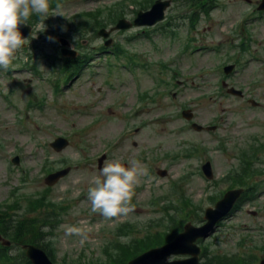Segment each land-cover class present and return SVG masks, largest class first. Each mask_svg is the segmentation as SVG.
Segmentation results:
<instances>
[{
	"label": "rangeland",
	"instance_id": "374dc122",
	"mask_svg": "<svg viewBox=\"0 0 264 264\" xmlns=\"http://www.w3.org/2000/svg\"><path fill=\"white\" fill-rule=\"evenodd\" d=\"M116 2L124 3V17L133 21L137 4L144 0L58 1L65 17L49 16L44 21L52 34L43 38L42 32L34 31L27 43L35 50H25L26 45L14 67L0 69V204H10L15 213L8 211V215L26 214L33 219L36 214L30 215L33 209L25 198L47 193L43 207L53 209L48 223L53 227L44 228L49 234L43 241L55 264L84 260L104 264L121 252L117 246L159 236L177 214L175 206H164L176 203L179 196V204L189 202L188 196L204 216L205 209L215 204L209 197L229 187L223 179L240 168L242 151L264 142V14L256 10L257 5L247 0H214L215 7L208 14L199 13L191 28L189 19L181 16L189 8L173 1L163 22L145 27L150 28L149 34L141 26L111 30L114 42L109 48L103 47L105 39L97 33H69L68 26L87 23L96 9L103 8L102 17H107L110 8L118 9ZM93 25L88 22L89 30ZM114 26L109 21L107 29ZM54 29H61L70 49L92 55L70 85L68 75L59 72L61 66H53L54 58L46 56L56 55L59 49ZM116 43L121 44V56L113 53ZM241 44L249 50L243 51ZM229 63L236 64V71L225 75L223 67ZM68 69H73L72 62ZM223 80L242 89L245 96L227 93ZM249 98L260 106L251 105ZM188 108L194 112L193 121L217 129H193L192 121L181 116ZM58 136L69 139L61 151L50 144ZM103 153H107L105 161L128 167L136 161L146 170L134 190V211L127 217L106 220L91 211L88 189L104 179L105 161L98 166ZM15 155L20 156L19 165L12 162ZM207 160L212 163V179L202 172ZM258 163L264 168L263 161ZM67 166L72 171L58 183L51 186L44 181L45 167L56 171ZM159 169L167 174L159 175ZM251 181L258 185L255 198L244 201L210 237L198 241L201 247L207 245L210 257H238L233 264H251L249 259L259 264L264 258V174ZM62 225L84 229L87 239L65 235ZM122 236L131 237L130 243H121ZM11 243L15 246L11 254L18 258L21 244Z\"/></svg>",
	"mask_w": 264,
	"mask_h": 264
},
{
	"label": "trees",
	"instance_id": "16d2710c",
	"mask_svg": "<svg viewBox=\"0 0 264 264\" xmlns=\"http://www.w3.org/2000/svg\"><path fill=\"white\" fill-rule=\"evenodd\" d=\"M118 14L120 16L118 9L116 11H109V15L106 18V22H103V19L96 17V19H94L95 23L92 29H98L101 26H106L109 21H113L114 15L117 18ZM34 18H36L35 15H33L30 20H33ZM256 143L257 142H255V144H252L249 149H244L242 151V155L240 157L241 164L240 168L238 169L239 171L231 170V173L228 174L226 179H224L227 182H230L229 187L227 189L235 187L246 188L237 206H239L244 201H252L255 198L258 192V185L256 183H253L252 181L250 182V179L256 175L264 174V168L255 164V161H264V142L260 144ZM223 193L224 192H222V195ZM47 196V193L44 191V193L39 194L38 196H27L25 198L26 201L29 202L27 207L33 209L30 215L36 214L33 219H30V217L26 214H23V216L21 217H16V214L8 215V211H13L10 204H0V232L3 236L10 238L11 240L19 244H37L49 254L52 260H54V256L52 255L51 250L48 248V243L43 241L45 236L49 234V231H45L44 228H51L50 226L53 227V225L48 224L51 222V219L53 217V209L51 210L50 208L43 207L46 201H48ZM218 197L216 195H211L209 199L212 200L211 203H215ZM18 200L21 199H17V201ZM188 201L189 202H183L182 207L192 208L194 205L195 209L192 210L195 217L194 219L198 222L202 221V216L200 214L199 207H197L196 204H193L190 200ZM169 207L170 206H167L165 208ZM3 208H5V210H3ZM41 211L42 214L40 213ZM13 213H15V211H13ZM187 217L188 214H185L183 218H180V220L178 221L176 217L171 216L170 220L173 224L170 226L165 225V231L161 232L159 236L147 239H136L134 243H130L129 245L127 244L124 247L117 246L118 249L121 248V252L117 256H115V254L111 255L104 264H127L129 260L137 256L140 252L152 246L164 243L165 240L168 241L172 239L174 234H172L171 232L181 230L182 224L187 220ZM49 245L52 247L51 242L49 243ZM224 256L226 257V259L223 258ZM202 257L204 260L202 264H233L235 261H239L238 258H236L235 256L230 257L226 255L216 254L210 257L208 255L207 247L204 248ZM19 260L20 262H24L25 264H32L31 261L24 255V253L20 255ZM0 264L15 263H13L11 255L8 252L3 253L0 250ZM80 264L103 263L99 261H80Z\"/></svg>",
	"mask_w": 264,
	"mask_h": 264
},
{
	"label": "clouds",
	"instance_id": "9594fccd",
	"mask_svg": "<svg viewBox=\"0 0 264 264\" xmlns=\"http://www.w3.org/2000/svg\"><path fill=\"white\" fill-rule=\"evenodd\" d=\"M35 15L38 23L33 31H45L44 21L49 16H63V5L57 3L51 7L50 0H0V69L8 70L15 65L17 54L27 44V39L20 32L21 25L29 24ZM51 39V38H49ZM131 167L123 166L119 161H105L101 174L104 179H97L95 186L88 189V201L93 213L101 214L106 220L127 217L134 211L131 204L135 188L140 183L144 169L136 161ZM65 235L87 239L84 229L76 226L62 225ZM121 243H130L131 237H120Z\"/></svg>",
	"mask_w": 264,
	"mask_h": 264
},
{
	"label": "water",
	"instance_id": "95a60500",
	"mask_svg": "<svg viewBox=\"0 0 264 264\" xmlns=\"http://www.w3.org/2000/svg\"><path fill=\"white\" fill-rule=\"evenodd\" d=\"M169 4V0H157L150 11H140L138 13L137 18L134 20V24L153 25L157 23L164 18V11L169 6ZM258 9L264 10V0L261 1ZM131 26V22L121 19L117 26L113 28V30L125 29ZM31 29L32 28L30 25H21L19 30L22 36L25 38L31 34ZM99 34L104 37H108L109 31L103 28L99 31ZM62 43L65 46L68 45V41L65 39H62ZM106 44L109 45L110 41H108ZM233 69L234 65H229L225 68V72L230 73ZM228 91L239 96L243 95V92L236 89L235 87L229 88ZM250 102L255 106L258 105L256 100L251 99ZM183 115L187 119H192L193 112L191 110H185ZM193 127L198 131L203 129V126L198 123H194ZM212 128L215 129L216 127H209V129ZM68 143L69 141L67 139L59 137L52 143V146L57 151H61L68 145ZM14 161L19 163V157L14 158ZM102 162L103 160H100V167L102 166ZM125 167L127 166L125 165ZM70 170L71 168L68 167L66 169L54 172L46 177L45 182L49 185H53L59 181L60 178L68 174ZM203 170L209 178L213 176L211 163L209 161L203 166ZM159 174L164 176L167 174V171L160 170ZM242 193V188L231 189L227 191L224 197L216 203L215 208L209 207L206 210L205 218L207 219V222H205L203 225L195 226L189 222L187 225H185V230L181 232L172 242L146 251L129 261L128 264H200L199 254L201 252V248L198 247L196 241L199 238L208 237L215 230L216 224L232 210ZM0 240H2L3 244L10 245V241L3 239L1 233ZM23 247L26 249V255L33 261L34 264H54L49 255L42 248L34 244L24 245ZM177 254H191L192 257L181 260H169L170 256ZM261 264H264V259L261 261Z\"/></svg>",
	"mask_w": 264,
	"mask_h": 264
},
{
	"label": "flooded vegetation",
	"instance_id": "af4514ba",
	"mask_svg": "<svg viewBox=\"0 0 264 264\" xmlns=\"http://www.w3.org/2000/svg\"><path fill=\"white\" fill-rule=\"evenodd\" d=\"M72 36H74L73 34H71Z\"/></svg>",
	"mask_w": 264,
	"mask_h": 264
}]
</instances>
